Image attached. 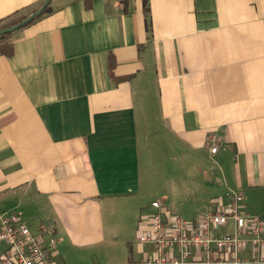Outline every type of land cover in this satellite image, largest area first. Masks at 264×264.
<instances>
[{"label": "crops", "instance_id": "obj_1", "mask_svg": "<svg viewBox=\"0 0 264 264\" xmlns=\"http://www.w3.org/2000/svg\"><path fill=\"white\" fill-rule=\"evenodd\" d=\"M43 2L0 0V23ZM166 141L200 207L143 202ZM233 190L264 216V0H51L0 38V213L52 222L56 264H141L151 201L195 219Z\"/></svg>", "mask_w": 264, "mask_h": 264}, {"label": "built area", "instance_id": "obj_2", "mask_svg": "<svg viewBox=\"0 0 264 264\" xmlns=\"http://www.w3.org/2000/svg\"><path fill=\"white\" fill-rule=\"evenodd\" d=\"M217 149V143H212V152ZM230 196L227 204L221 203L195 219L169 211L160 199L151 201L153 210L146 214V228L138 238L141 242H153L156 252L141 264H264V216L243 210L241 192L233 190ZM231 217L238 231L217 234L214 229L227 224ZM55 231V225L49 221L39 222L33 231L18 213H0V242L7 245L0 254V264H56ZM241 233L250 234V238ZM212 244L218 255L214 254ZM175 248L179 254L174 253ZM245 250L252 253L242 254ZM206 251L208 255L204 257Z\"/></svg>", "mask_w": 264, "mask_h": 264}, {"label": "rangeland", "instance_id": "obj_3", "mask_svg": "<svg viewBox=\"0 0 264 264\" xmlns=\"http://www.w3.org/2000/svg\"><path fill=\"white\" fill-rule=\"evenodd\" d=\"M176 148V146H175ZM173 148L168 141L163 143V145H154V152H155V162L157 163L156 167H153L155 170L161 171V177L156 182V177L154 174V182L150 188L147 189V195L143 202L147 204L151 199L157 196H161L163 194L170 195L169 203L171 206H176L179 210H183L182 207H185L187 203L195 204L197 202L198 207L206 200L205 197V189L209 187L207 180L205 179V173L201 170V175L198 177H192L190 174L189 178H182V175L179 173V169L177 168V161L180 159L181 150L177 152L176 149ZM178 148V147H177ZM179 154V159L178 158ZM185 155V154H184ZM192 158L190 156H184L185 163H189ZM201 165L206 167V164L209 161L205 162L199 159L198 161ZM173 166L172 174L169 173L168 176L166 175V166L167 165ZM178 169V170H177ZM191 166H189V170ZM168 171V170H167ZM168 178V179H167ZM154 185V186H153ZM185 200V201H184ZM196 201V202H194ZM182 202L181 204H178ZM200 204V206H199ZM140 206V205H138ZM140 207H137L139 210ZM177 210V209H176ZM5 245L4 242H0V251L1 248Z\"/></svg>", "mask_w": 264, "mask_h": 264}, {"label": "water", "instance_id": "obj_4", "mask_svg": "<svg viewBox=\"0 0 264 264\" xmlns=\"http://www.w3.org/2000/svg\"><path fill=\"white\" fill-rule=\"evenodd\" d=\"M50 2H51V0H44L43 4L38 9H36L33 12H31L28 16H26L25 18H23L21 21L15 23L13 25L0 28V35L1 34H5L7 32H12V31L20 28L22 25L27 24L32 19H34L36 16H39L42 13V11L47 7V5Z\"/></svg>", "mask_w": 264, "mask_h": 264}, {"label": "trees", "instance_id": "obj_5", "mask_svg": "<svg viewBox=\"0 0 264 264\" xmlns=\"http://www.w3.org/2000/svg\"><path fill=\"white\" fill-rule=\"evenodd\" d=\"M51 3V2H50ZM50 3L47 5V7L42 11V13L39 15V16H36L34 19H32L30 22H32L33 20H35L36 18L42 16L43 14H45L46 12H48L50 10ZM40 6L34 8L33 11H35L36 9H38ZM30 13L27 12V13H21V14H16L14 17H11L7 20H5L4 22L0 23V28H3V27H7V26H10V25H13L19 21H21L23 18H25L26 16H28ZM30 22H28L27 24H29ZM27 24H24L22 25L21 27L27 25ZM11 32H7L5 34H1L0 35V38H4L6 37L7 35H9Z\"/></svg>", "mask_w": 264, "mask_h": 264}]
</instances>
